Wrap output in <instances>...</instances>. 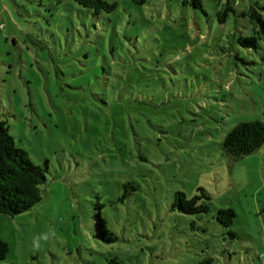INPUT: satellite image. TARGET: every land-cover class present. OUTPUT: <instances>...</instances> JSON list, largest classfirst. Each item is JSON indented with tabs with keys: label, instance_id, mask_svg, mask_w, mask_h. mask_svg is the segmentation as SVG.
I'll return each instance as SVG.
<instances>
[{
	"label": "rangeland",
	"instance_id": "obj_1",
	"mask_svg": "<svg viewBox=\"0 0 264 264\" xmlns=\"http://www.w3.org/2000/svg\"><path fill=\"white\" fill-rule=\"evenodd\" d=\"M107 1L94 14L0 0V118L46 162L41 201L0 214V264H264V144L221 148L238 122H264V32L250 18L264 0ZM134 79H151V106L120 83ZM198 188L208 212L172 207ZM218 208L234 211L229 227ZM97 215L114 241L95 236Z\"/></svg>",
	"mask_w": 264,
	"mask_h": 264
},
{
	"label": "trees",
	"instance_id": "obj_2",
	"mask_svg": "<svg viewBox=\"0 0 264 264\" xmlns=\"http://www.w3.org/2000/svg\"><path fill=\"white\" fill-rule=\"evenodd\" d=\"M84 8L91 10L94 14L102 11L109 12L116 7L115 2L107 0H74ZM135 5H141L145 0H130ZM186 3V0H183ZM194 6L201 7L200 0L192 2ZM264 8V5L261 6ZM229 7L225 10H228ZM231 9V8H230ZM219 20H226L227 12H218ZM250 18L255 20L254 24L264 32V18L255 9L251 8ZM240 41L246 45H254V36L240 37ZM123 87L128 90L132 100L137 105L151 106V95L144 88L151 87V79L121 80ZM130 90V91H129ZM264 144V122L255 119L241 121L235 124L221 141V148L225 154L232 158H238L251 154L260 149ZM46 162L44 165L34 164L27 151L19 147L9 133V127L4 119L0 118V214L13 217L17 214L30 210L41 201L40 185L45 181ZM125 186V185H124ZM200 194L187 198L185 193L177 191L174 193L172 207H178L188 214L206 213L210 210V195L203 189L198 188ZM202 198V201L199 199ZM217 221L225 227H229L234 217L231 208H218L216 212ZM95 236L105 241L112 242L116 238L106 228L104 220L96 216ZM231 235L234 233L229 230ZM9 251L8 244L0 238V260H3ZM106 264H119L115 257L108 258Z\"/></svg>",
	"mask_w": 264,
	"mask_h": 264
}]
</instances>
